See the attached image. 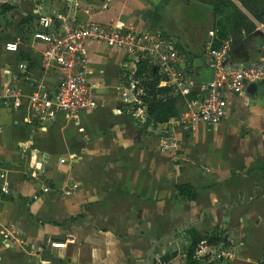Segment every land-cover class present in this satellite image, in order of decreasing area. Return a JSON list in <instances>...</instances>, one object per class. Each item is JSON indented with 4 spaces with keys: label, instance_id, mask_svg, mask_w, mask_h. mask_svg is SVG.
I'll list each match as a JSON object with an SVG mask.
<instances>
[{
    "label": "crops",
    "instance_id": "1",
    "mask_svg": "<svg viewBox=\"0 0 264 264\" xmlns=\"http://www.w3.org/2000/svg\"><path fill=\"white\" fill-rule=\"evenodd\" d=\"M233 2L255 24L231 46L227 61L237 66L262 55L264 23ZM196 6L200 13L191 19L188 9ZM210 10L202 0H0V85L9 81L25 96L35 81L54 88L58 76L40 67L42 43L33 33L41 15H61L163 32L183 54L199 98L212 76L204 54ZM17 38V52L4 49ZM87 49L95 108L75 118L37 119L25 96L17 109L0 105V173L8 187L0 191V224L40 246L29 256L4 248L0 237V264H186L189 229L221 231L228 242L201 241L196 250L234 248L230 260L193 255L196 264H240L250 249L264 264V80L226 95V114L212 126L184 131L174 120L145 126L117 108L116 88L129 73L123 51L93 41ZM21 61L30 74L18 70ZM73 183V193L63 195ZM179 184H190L196 196L178 195Z\"/></svg>",
    "mask_w": 264,
    "mask_h": 264
},
{
    "label": "built area",
    "instance_id": "2",
    "mask_svg": "<svg viewBox=\"0 0 264 264\" xmlns=\"http://www.w3.org/2000/svg\"><path fill=\"white\" fill-rule=\"evenodd\" d=\"M57 20H60L59 23ZM38 23L41 29L33 33V38L42 43L40 67L44 72L49 68L54 70L58 76L56 85L52 90H48L42 81H35L26 96L20 88L13 86L9 81L0 85V105L17 109L21 107L25 96L31 118L50 119L57 113L75 118L79 112L97 106L96 84L90 83L87 68V43L92 41L119 48L129 59V73L116 88L119 99L117 108L140 123H145L147 118L146 105L140 98L143 89L138 87V80L133 77L140 60H147L157 69L161 76L159 86L170 87L174 93L185 99L178 117L171 119L184 131L191 130L197 123L206 126L217 124L226 114V95L241 94L250 84H258L264 80V51L258 59L230 66L227 58L231 49V39L229 37L219 39L213 26L208 29V39L204 45L206 65L212 76L204 84L201 97L188 98L192 92V82L184 68L183 54L176 49L174 40L163 32L144 31L112 22L94 20L78 22L75 17L67 19L61 15L54 17L41 15ZM215 42H218L217 45H214ZM4 49L17 52L19 39L6 41ZM17 67L23 74H30L25 62H18ZM12 77L16 78V74H12ZM0 178L2 179L0 191L7 193L5 173H0ZM76 188L77 183H73L61 191L63 195H71ZM49 189L47 186L42 188L45 192ZM0 237L6 249L19 247L29 256L40 251L38 244L21 236L12 224H0ZM233 250L234 248L228 245L213 249L212 246L201 244L195 250L194 256L212 254L217 260H230L233 257Z\"/></svg>",
    "mask_w": 264,
    "mask_h": 264
},
{
    "label": "trees",
    "instance_id": "3",
    "mask_svg": "<svg viewBox=\"0 0 264 264\" xmlns=\"http://www.w3.org/2000/svg\"><path fill=\"white\" fill-rule=\"evenodd\" d=\"M211 5L214 17L213 29L216 30L219 39L230 38L231 46L241 42L242 32L251 33L255 29V24L248 15L239 9L233 0H202ZM241 6L259 23H264V0H236ZM3 10L12 8L10 4H2ZM215 42L214 45H217ZM133 77L138 80V87L143 89L140 95L146 105L145 126L150 124L165 123L178 117L182 110L185 99L173 92V89L166 86H159L160 78L157 69L148 63L147 60H140ZM188 98H196V93L191 92ZM178 195L193 199L196 196L194 188L190 184H179L176 186ZM190 244L186 253V264H196L193 258L194 252L201 241L210 245L219 243L227 244L226 237L221 231L199 232L195 229L188 230ZM167 256L162 258L166 261ZM264 262V256H263ZM153 264H157L154 262Z\"/></svg>",
    "mask_w": 264,
    "mask_h": 264
},
{
    "label": "rangeland",
    "instance_id": "4",
    "mask_svg": "<svg viewBox=\"0 0 264 264\" xmlns=\"http://www.w3.org/2000/svg\"><path fill=\"white\" fill-rule=\"evenodd\" d=\"M206 2V1H204ZM208 3V2H207ZM200 13V10L196 7H190L188 9V12H187V15L189 18L191 19H195ZM189 57V56H187ZM105 58V56H104ZM106 60H107V57H106ZM107 72L109 73V69H111L110 67L109 68H106ZM124 74V72H123ZM126 76V75H125ZM110 84H113V82H109ZM251 250V251H250ZM249 251H246L244 250L240 255L239 257H242L243 260H240L241 263L240 264H256L258 258H259V254L255 251H252V249H250ZM245 258H247V260H245Z\"/></svg>",
    "mask_w": 264,
    "mask_h": 264
},
{
    "label": "water",
    "instance_id": "5",
    "mask_svg": "<svg viewBox=\"0 0 264 264\" xmlns=\"http://www.w3.org/2000/svg\"><path fill=\"white\" fill-rule=\"evenodd\" d=\"M209 24L212 27L214 25V18H213V11H209ZM250 85H256V84H250Z\"/></svg>",
    "mask_w": 264,
    "mask_h": 264
}]
</instances>
